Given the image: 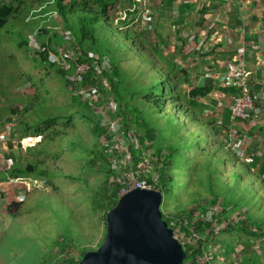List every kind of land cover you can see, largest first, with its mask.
I'll list each match as a JSON object with an SVG mask.
<instances>
[{"label":"rangeland","instance_id":"374dc122","mask_svg":"<svg viewBox=\"0 0 264 264\" xmlns=\"http://www.w3.org/2000/svg\"><path fill=\"white\" fill-rule=\"evenodd\" d=\"M0 1L21 8L15 17H11L0 27V168L4 167V162L10 163L12 168L16 163L25 166L35 162L43 164V167H38L39 172L46 169L41 177L34 174H31V177L21 176L25 181L31 182V189L26 182L12 183L11 174L0 176V189L8 186L17 192L23 190L20 196L8 193L6 197L5 194L7 201L3 197L0 205V264H59L58 258L69 251H75L80 256L84 249L97 250L103 244L107 232L105 212L95 210L92 200L94 192L105 181V173L101 161L94 165L88 164L89 149L95 151L97 138L92 132L90 122L86 121L80 112L89 114V109L84 102L73 99L68 82L70 79L59 72V69H62L71 73L73 68L66 69L65 61L60 64L48 61L49 64L35 55L36 48L42 45L38 36L45 23L51 29L50 32H53L52 43L60 53L53 54L64 59L65 50L71 52L74 58L77 57L74 40L62 34L65 30L62 20L57 19L52 5L44 7V4L51 0L42 3L35 0ZM39 7L43 10L34 13ZM30 17L32 18L28 21ZM114 39L121 42L119 47L122 52L120 55L116 53L121 59V72L125 76H136L137 80L142 78L149 81L146 75H142L148 70L157 85V80L162 77L161 69L144 61L137 54L132 42L130 44L122 41L124 39ZM113 55L111 54V57ZM107 90H110V85ZM143 90V96L136 105L143 109V116L156 128V140L165 145L182 142L184 132L190 139L177 143L183 145L184 149L174 158L177 171L174 192L179 194L183 191L186 180L190 182L192 192H182L180 195L164 194L161 207L163 214L167 217L169 213L180 211V207H194L195 204L190 202L194 198L192 195H199L202 191L204 192L201 201L205 203L207 198L211 199L213 196L212 193L206 192L211 187L216 192H222L226 191V184H230V189L233 190L228 189L229 194L231 191L235 192V186L238 184L237 187L242 189L236 190L242 194V202L233 203L243 205L239 211L234 212L233 220L238 221L239 212L248 213L253 219L260 220L264 231V195L261 194V191L264 193V185L256 176L251 177L248 174L245 156L239 155V152L228 148L224 143L226 151L232 152L239 159L229 157L227 165H224L225 158L228 157L227 152L214 151L217 139L213 140L210 133H206V128L201 129V124L198 129L194 128L190 125L191 120L185 118V114L173 110V105L166 109L170 112L169 115L162 107L145 103L143 98L147 92L145 88ZM169 96L168 90L167 100ZM131 112L141 118L137 110ZM70 115H73L74 126L71 124L65 127L63 123H66L65 119ZM96 116L100 121L99 116ZM49 117H59L57 126H61L63 130L58 128L61 132L56 135L49 134L48 130L40 135H33L36 126ZM24 124L30 125V129L21 131ZM137 132L140 136L143 135L142 131ZM198 139H201V146H206L213 152L210 154L209 164L198 157ZM149 154V151H146L145 156ZM187 154H190L192 159H187ZM90 157L93 158L94 155ZM150 168L147 167V170ZM241 174L243 178L240 177ZM4 178L7 181L5 184ZM256 193L260 195L254 199ZM178 197H181V201L177 200ZM17 200L22 202L21 207L16 212L9 213L8 205ZM221 205L220 201V210ZM226 225L227 221H224L216 227V240L213 239L209 244L218 254L214 264H251L250 261L264 264V236L261 239H249L242 232L225 228ZM229 245L235 248L231 255H228L227 251L224 253ZM63 249L67 251L64 253Z\"/></svg>","mask_w":264,"mask_h":264},{"label":"trees","instance_id":"16d2710c","mask_svg":"<svg viewBox=\"0 0 264 264\" xmlns=\"http://www.w3.org/2000/svg\"><path fill=\"white\" fill-rule=\"evenodd\" d=\"M35 1L38 3H42L46 0ZM132 1L133 0H125V3L131 4ZM121 2H123V0H55V2L51 5L53 7L52 10L57 12V19L59 18L60 20H62L63 26L68 31H70L72 36L75 38L73 44L74 47L79 46V48H77L79 52L77 60L78 64L82 62L93 61V58L90 56L91 53H93L94 57H98L99 60H102L104 56H110V58L109 56L107 58H109L110 61L112 60V70L110 73L106 72L104 77L108 79V83L110 84L109 93L114 94L115 98L121 104L118 115L122 119V126L126 131L133 130L137 132V130H140L143 132V135H139L141 139L140 148H135L133 146L128 148V151L131 153L132 163L134 164V166H137L139 162H144L148 167H151L149 170L143 171L141 177L147 179L156 190H159L164 194L180 195L182 192V194L191 193V184L190 182L188 183V180L184 182L185 189L183 191L179 192V194L174 192V182H176L177 174V171H175L176 160H174V158H176L178 154L183 152L182 150L184 149V147H182L183 145H178L177 143H183L185 142V140L188 141L190 139L185 135L184 132V135L181 137L182 142H172L171 144L167 143L166 145L162 142H159L158 140H156L157 138L155 136V132L157 131L156 128L150 121L146 119L145 116H143V109L141 107L139 108L136 104H139V98L143 96L142 91L144 92L143 89L145 88L147 92V94L143 98L145 103H152L159 108L162 107L164 111L169 115L171 114L166 109L168 108V106L172 105L174 106L173 110H176L180 114L187 115L188 111L185 110L184 105L180 101L181 98H179V95L176 94L177 83L170 76L165 75L164 77H161V79L157 80L158 84L156 85L148 70H145L142 75H146L149 81H147V79L142 80V78H140V80H137L138 78H136V76H125L121 72V66L119 63L121 62V59L116 56V53L120 55V52H122L119 47L121 42L116 41L114 38H116L117 40L124 39L122 41H125L126 43L129 42L130 44L132 42L135 47L137 46V41L135 38L136 34L134 33V31L129 28H122L123 21H121L120 19L119 21H117L118 7ZM20 10L21 8L0 1V27H3L11 17H15L20 12ZM52 33L53 32L48 31V34H44L42 31L38 36V39L44 48V51L42 52L40 57L47 62L49 61L48 56L51 53L55 52L59 54L56 46L54 45V43H52L54 42V36H51ZM57 35L60 37L58 33ZM111 54L113 55V57H111ZM112 58H114V60ZM77 63L73 64L74 68L76 67ZM59 72L64 76H68V73H66V71L62 69H59ZM135 78L136 80H134ZM68 82L73 92V99H79L80 101H82L77 95L75 88L72 86L71 82ZM92 84H94V82L92 81V76H89L86 79L85 87H89ZM99 87L104 95L108 94V91L104 89L101 80L99 82ZM168 90L170 91V96L167 100L166 93ZM130 92H133L135 94L132 93V95H129ZM83 104H85L89 109V114L83 112L80 113H82V117L86 121L90 122L92 132L97 138L95 151L89 149L88 164L94 165L97 161H101L102 170L105 173V181L94 192L92 204L95 210H102L105 212L104 218L106 220L108 212L117 205L119 198L121 197V190L125 186V184H120L112 181V178H117L118 176L123 175L122 171L114 168L113 158L116 155L118 156V160H120L122 158L120 152L125 151L115 149V142L113 141V137L102 125V123L98 121V118L96 116L97 114L95 113V106L87 102H84ZM134 110L138 111L142 119H139V117L132 115L133 113L131 111ZM59 119V117H49L45 119L42 123L36 126L35 134L33 135H40L42 132H47V130L49 131V134L53 133V135L60 133L63 129H61V126H57V122ZM65 122L66 123H63L65 124V127L70 126L71 124L72 126H74V124L72 123L73 115H70L68 118H66ZM58 128H60L61 131H58ZM24 129H30V125L24 124L21 131ZM184 130H187L186 126ZM209 131L210 136L213 138V140L217 139L214 144V151L218 152V150H225L224 145L218 142L219 130L216 128H211V130ZM24 136L26 135L24 134ZM197 143V149L199 151L198 157H200V160L208 161L209 164V161L211 162L210 154H213V152H211L208 147L201 146V139H198ZM146 151H149L150 153L148 157L145 156ZM226 152L228 157L225 158L224 165H227L226 162L228 161L229 157L234 160H239L236 156H234L232 152ZM92 154L94 155L93 158L90 157ZM186 156L187 159H192L190 154H187ZM146 160L148 162H146ZM194 161L198 162L197 159H194ZM15 165L16 166L10 171V174L13 177H21L24 175H26L27 177H31V174L41 177V175L45 172L44 170H46L42 169L40 172L38 171L39 166L43 167L42 163L40 165L35 162L27 163L25 166H22L20 163H16ZM246 166L248 174H250L251 177L256 176L259 180L262 181L264 185V173L256 171L255 168L253 166H250L249 164H247ZM251 169L256 172H251ZM223 171L224 170L222 169V172ZM240 177L243 178V174H241ZM237 186L239 185L236 184L235 192L231 191L229 192V194L227 193V190L232 188L230 184H226V191L223 190L222 192H216L214 188L211 187L207 189L206 192L212 193L213 196L211 199L207 198L205 203L204 201H201V199L203 198L202 194L204 192L202 191L199 195H192V197L194 198H192L193 200L191 199L192 201L190 202L195 204L194 207L189 208V206H183L180 207V211H177L176 213H169L167 217L164 215V219L168 222L171 228H174L173 225L175 223L178 226L179 222L183 221V223L180 225L181 231L185 232L187 236H191L193 234L192 229H195L198 233L197 236L193 238L194 241L183 243L188 253V257L184 261V264H198L199 258L204 257L206 254H211L213 259L209 262L206 261L204 264H214V261L217 259L218 254L212 250L213 248L209 246V244L213 239L214 241L216 240L215 229L224 221H227V225L225 226V228H228L231 231L235 232H242L249 239L263 238L264 231L262 230L263 225L260 220L253 219L252 216H250L248 213L245 214V212H239L238 215L240 216L238 221L233 220L234 216L232 218V215H234L235 211H239L243 205L233 203L242 202V194L236 190L237 188H242H239ZM187 191L188 193H186ZM261 194L264 195L263 191H261ZM257 195L260 194H254V199L257 198ZM2 196L3 194L1 193V197ZM177 200L181 201V197H178ZM220 201L222 204L221 210L213 217V220L207 221L206 219H204V216L207 214L211 207H214L216 205H218L219 207ZM21 205L22 202H19L18 200L11 201V203L7 207V210L9 213H14L21 207ZM180 206H182V204H180ZM196 217L197 219L195 220ZM186 221L187 223L185 224ZM173 230L175 231V228ZM84 250L85 251H82V254L80 256L76 254L75 251H69V253L64 254L62 257L58 258L57 263L78 264L82 260L85 253L90 251L86 249ZM62 251L65 253L67 250L63 249ZM226 251L228 252V255H231L235 251V248L234 246L229 245L227 246L224 253ZM250 263L257 264V262L255 263L251 261Z\"/></svg>","mask_w":264,"mask_h":264},{"label":"crops","instance_id":"0c3cea01","mask_svg":"<svg viewBox=\"0 0 264 264\" xmlns=\"http://www.w3.org/2000/svg\"><path fill=\"white\" fill-rule=\"evenodd\" d=\"M121 12L127 13L122 28L136 34L137 54L177 83L190 125L201 124L206 133L218 129L222 144L236 143L239 155L264 173V0H123L118 19ZM48 31L44 23L43 33ZM239 60L252 73L255 108L246 120L233 123L230 105L237 90L225 87L222 78L227 62ZM0 190V205L8 193L23 194L8 186Z\"/></svg>","mask_w":264,"mask_h":264},{"label":"built area","instance_id":"2783aa9c","mask_svg":"<svg viewBox=\"0 0 264 264\" xmlns=\"http://www.w3.org/2000/svg\"><path fill=\"white\" fill-rule=\"evenodd\" d=\"M140 1V0H135ZM55 0H51L49 3L44 4V7H48L49 4H53ZM43 7V6H42ZM39 8L34 11V13H40L43 9ZM136 8V6L134 5ZM38 11V12H37ZM57 15V12H54ZM33 15V13H32ZM30 17L28 20H30ZM127 13L121 12L120 20H126ZM119 21V19L117 20ZM69 39L75 40L70 31L65 29L62 32ZM44 51L43 46H38L35 50V55L40 57V54ZM55 53V52H54ZM60 54V53H59ZM64 59L61 56H56L51 53L48 56V60L53 64H60L64 62L66 69L73 68L71 73H68V80L71 82L72 86L75 88L77 95L83 102L91 103L96 108V113L99 116L100 122L108 130L110 135L113 137L115 142V149L124 150L125 152H120L122 158L118 160V156L115 155L113 162L114 168L119 169L123 172L122 176L117 178H112V181L116 183L125 184L122 188L120 196L126 194L132 189L142 188V189H155L152 184L145 178L141 177L143 171H147V164L139 162L137 166H134L132 163L131 153L128 151V148L131 146L135 148H140V136L137 132L131 130L126 131L122 126V119L119 117L118 113L120 111L121 104L115 98L114 94L109 93L107 88L109 87L108 79L104 77L106 72H111L112 63L109 58L104 57L102 60H99L98 57H94L91 53L93 61L77 63L78 56L73 57L71 52L63 51ZM77 63L76 67H73V64ZM226 71L223 74L222 82L225 87L234 88L237 90V94L234 98L233 104L230 105V114L231 121L236 123L238 121L246 120L249 117L250 111L255 108L254 98L250 86L251 72L246 68L244 61H228L226 65ZM92 76V81L94 84L89 87H85L86 79ZM103 77V78H102ZM104 86V89L108 91L107 95L102 93L99 82ZM124 108V107H123ZM229 141V140H227ZM225 142V145L228 148L233 149L236 152H239V148L236 143ZM148 157V156H146ZM119 162L121 164H119ZM146 162H148L146 160ZM119 164V166H118ZM143 167V168H142ZM11 164L7 163L5 169H10ZM12 183H25L28 188L31 186V182L25 181L23 177L12 178L10 180ZM31 189V188H30ZM220 212L218 205L211 207L207 214L204 216V219L207 221L213 220V217ZM197 217L195 218V220ZM183 221L179 222L177 226L176 223L173 225L175 228V236L182 242L188 243L197 236L195 229H192L193 234L187 236V234L181 231V224ZM187 221L185 222V224ZM173 228V229H174ZM212 255L206 254L204 257L199 258L198 264H204L206 261H211Z\"/></svg>","mask_w":264,"mask_h":264},{"label":"water","instance_id":"95a60500","mask_svg":"<svg viewBox=\"0 0 264 264\" xmlns=\"http://www.w3.org/2000/svg\"><path fill=\"white\" fill-rule=\"evenodd\" d=\"M163 200L156 189L122 195L107 214L103 244L78 264H184L188 253L164 219Z\"/></svg>","mask_w":264,"mask_h":264},{"label":"clouds","instance_id":"9594fccd","mask_svg":"<svg viewBox=\"0 0 264 264\" xmlns=\"http://www.w3.org/2000/svg\"><path fill=\"white\" fill-rule=\"evenodd\" d=\"M49 5H51V4H49ZM39 8H40V7H39ZM39 8H38V9H39ZM38 9H36V10H38ZM64 29H66V28H64ZM3 162H4V160H3ZM6 164H7V162H4V167L6 166ZM12 169H13V168H12V165H11V168H10V169H7V170L5 169L6 174L9 175V174H10L9 171H11ZM6 174H5V175H6ZM12 178H18V177H13V176H12L11 179H12Z\"/></svg>","mask_w":264,"mask_h":264}]
</instances>
